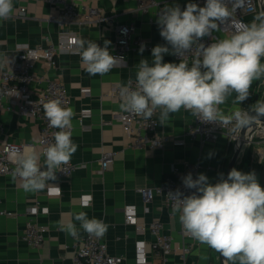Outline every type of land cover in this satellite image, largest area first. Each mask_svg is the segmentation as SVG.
<instances>
[{"label": "crops", "instance_id": "0c3cea01", "mask_svg": "<svg viewBox=\"0 0 264 264\" xmlns=\"http://www.w3.org/2000/svg\"><path fill=\"white\" fill-rule=\"evenodd\" d=\"M167 6L179 5L183 10L194 0H156ZM85 7L97 10L103 21L98 24L60 27L51 20L57 5L43 0H13V13L9 19L0 20V69L11 70L17 62L19 47L45 46L46 40L54 42L60 31L74 32L80 40L93 41L101 47L110 41L109 51L114 55L116 28L133 23L136 33L133 36L146 40L143 53L136 48L123 58L115 57L112 69L104 75H90L76 54L62 53L56 57V65L50 67L45 61L35 62L31 74L60 81L64 84L69 104L73 111L71 139L78 145L69 163L77 167L69 178L47 182L39 191H25L22 180L10 175L0 176V211L14 213L7 217L0 214V264H73L76 244L88 233L81 227L75 215L87 213L89 219L96 218L107 225L101 239L106 243L107 252L121 256L120 264H138L135 246L144 241L148 260L153 264H220L218 252L193 238H182L179 214L171 212L162 195L144 204L137 191L140 187H159L173 167L183 169L185 165L199 164L201 171L215 184L232 156L233 145L221 137L215 142L200 143L185 135L192 123V114L183 108L170 114L167 125H160L159 109L156 111V134L165 138L161 147H134L133 139L127 137L118 121L120 103L113 101L111 89L123 85L128 80L136 81L138 64L142 59L152 62V49L156 45H167L159 34L155 9L147 14L137 13L136 0H84ZM25 15L20 16V9ZM256 15L248 17L251 23ZM170 48L171 46L167 45ZM163 62L179 63L173 54H164ZM264 62V60H262ZM191 65H189L190 67ZM45 83L32 82L30 90L37 95ZM249 98L243 103H233L235 93L220 109L230 115L238 108H250L264 96V77L254 80L249 89ZM0 108V148L6 144L32 146L40 154V165L45 166L41 149L38 146L40 121L26 118L7 107L9 99L3 98ZM248 102V103H247ZM88 111L89 116L79 123L80 113ZM29 150L28 148L25 151ZM112 152L110 167L99 173L101 152ZM251 149L240 152L235 167L244 173L255 172L256 179L264 188V165L250 160ZM60 188V194L56 188ZM89 197V202L85 198ZM38 202L47 209V214L33 218L47 228L41 247L33 249L23 240L25 222L29 219L25 209ZM134 208L135 223L126 221L124 210ZM158 221L162 233L172 238L173 250L162 257L151 248L154 237L149 224ZM73 223L76 236L62 230V226ZM143 227L138 233L137 227ZM188 245L190 252L183 260L179 256L182 245ZM201 257H206L202 259ZM238 264V262H237Z\"/></svg>", "mask_w": 264, "mask_h": 264}, {"label": "clouds", "instance_id": "9594fccd", "mask_svg": "<svg viewBox=\"0 0 264 264\" xmlns=\"http://www.w3.org/2000/svg\"><path fill=\"white\" fill-rule=\"evenodd\" d=\"M242 3L234 0L229 9L225 0H206L203 7L189 2L183 10L178 4L161 9L157 24L171 51L167 45L158 44L152 49L151 64L147 59L139 62L135 88L125 86L120 90L121 110L148 120L159 109L160 125H167L170 114L183 108L203 123L231 124L233 131L264 116V101L253 105L255 116L240 110L225 115L220 109L233 93V103L246 101L252 82L264 77V11L226 38L208 46L199 42ZM12 13L13 0H0V20L9 19ZM78 43L81 62L90 75H104L112 69L115 57L109 51L110 41L103 47L93 41ZM144 48L142 44L139 51L143 53ZM193 49L189 67L184 56ZM164 54L179 55L180 62L165 63ZM43 108L49 125L60 131L43 152L46 170H41L40 154L35 150L14 154L17 167L13 175L22 180L25 191L43 190L49 180H56L57 170L70 162L78 148L67 131L72 126V109L62 106L60 99L47 101ZM182 182L196 191L185 196L176 190L168 196L174 201L172 211L179 214L185 233L218 252L224 264H264V188L255 172L233 168L226 179L221 173L215 184L209 183L203 173L195 179L189 173ZM75 219L91 235L103 236L107 230L103 221L89 219L85 212L76 214ZM62 230L76 236L73 223L62 226Z\"/></svg>", "mask_w": 264, "mask_h": 264}, {"label": "built area", "instance_id": "2783aa9c", "mask_svg": "<svg viewBox=\"0 0 264 264\" xmlns=\"http://www.w3.org/2000/svg\"><path fill=\"white\" fill-rule=\"evenodd\" d=\"M32 1V0H25ZM50 4H56L57 10L55 16L50 19L55 21L60 27L67 26H83L98 24L103 21L99 12L91 7H85L83 5L84 0H43ZM137 13L147 14L150 9H155V16L158 18V14L161 9L166 5L156 0H136ZM234 0H225V3L232 9ZM199 6L203 7L206 0H194ZM262 0H243L242 6H239L233 12V15L224 21V23H218V29L213 31L211 35L203 37L199 42L210 45L212 42H217L220 39L230 36L238 27L250 24L248 17L257 15ZM20 16L25 15V9L22 8L19 11ZM136 33V27L133 23L122 25L116 28L114 39V57L123 58L129 52L136 48H140L143 44L147 46V42L142 37L133 36ZM160 34V29H159ZM148 47V46H147ZM78 52V37L71 31H60L57 34V38L54 42L47 39L45 46H28L23 45L19 47L17 54V62L11 70L0 69V101L3 98H7L10 101L7 107L10 110L16 111L18 114L26 118H34L40 121V135L38 139V146L41 149V154L47 145L54 143L55 133L60 131L57 128H53L49 125L48 119L45 117L43 105L49 100L60 99L62 106L66 107L69 104V98L66 88L63 83L57 80H52L44 77H35L31 74L35 62L45 61L50 67L56 65V57L62 53L76 54ZM195 49L187 53L184 59L187 60L188 65L192 64L194 58ZM175 59L180 61L179 55H174ZM32 82L37 84L45 83V86L40 89L37 95H33L30 90ZM135 88L136 81L128 80L123 85H116L110 91V96L113 101L121 103L120 90L122 87ZM2 107L0 102V108ZM250 107L238 108L235 111H247L252 109ZM88 111H82L80 113L79 123L83 124V119L89 116ZM230 114V115H231ZM193 116V115H192ZM116 120L120 124L124 134L133 139L134 147H161L165 141V138L156 134L157 119L156 112L153 116L145 120L141 116L135 113L121 112L117 115ZM233 125H223L218 123H203L193 116L192 123L188 126L185 135L193 140H198L200 143L215 142L219 138L223 137L227 143L237 147L241 145V151L244 148L251 149L250 160L255 164L264 165V119H253L248 126L244 138L240 137L241 129L232 130ZM1 130V127H0ZM71 132V128L67 129ZM32 149V146H24L18 144H6L0 148V176L10 175L13 176L14 170L17 167L14 154H20L25 152V149ZM44 160L45 157L43 156ZM46 161V160H45ZM113 161V153L102 151L100 155V168L99 173L107 170ZM41 170H46V165H40ZM74 165L68 163L62 165L56 172V180L60 181L69 178L73 171L76 169ZM201 171L199 164L185 165L183 169L173 167L170 174L167 175L163 183L159 187L155 188H138V192L142 198L144 204H147L153 200L156 195H162L166 207L171 211L174 201L168 196L169 192H175L179 190L183 195H191L195 192V189H188L184 186L182 178L191 173L195 179ZM14 178L20 179L18 176ZM52 181V180H49ZM48 181V182H49ZM56 193L60 194V190ZM89 197L85 198V202H89ZM47 209L40 205L38 202L33 203L25 209V215L29 219L25 222L23 240L28 247L37 249L41 247L45 240L47 228L45 225L39 224L33 218L47 214ZM1 215L12 217L14 213L7 211H0ZM126 221L135 223L134 208L126 207L124 210ZM149 231L154 237V241L151 243L153 251L160 254L163 258L171 254L172 238L169 235L162 233V225L158 221H154L149 224ZM137 232L142 233L143 227H137ZM178 234L182 238H191L182 228H180ZM136 262L138 264H153L148 260L146 245L144 241H138L135 246ZM190 252V247L186 244L182 245L179 256L181 259H185ZM123 261L121 256H113L108 254L106 243L101 239V236L87 234L78 240L75 249V255L73 264H120Z\"/></svg>", "mask_w": 264, "mask_h": 264}, {"label": "water", "instance_id": "95a60500", "mask_svg": "<svg viewBox=\"0 0 264 264\" xmlns=\"http://www.w3.org/2000/svg\"><path fill=\"white\" fill-rule=\"evenodd\" d=\"M262 2H264V0H262ZM262 11H264V3H261L260 8H259V12H262ZM260 101H264V96H262ZM248 112L253 116L256 115L253 108L248 110ZM255 119H264V116L256 117ZM251 122L246 127L241 128V132H240L241 138H244L246 130H247L248 126L251 124ZM240 150H241V145L234 147L233 152H232V156H231V158L227 164V167L225 169V173H224L225 179L227 178V175L230 172V170L235 167L236 161H237L239 154H240ZM218 258H219L220 264H224V258L219 253H218Z\"/></svg>", "mask_w": 264, "mask_h": 264}, {"label": "trees", "instance_id": "16d2710c", "mask_svg": "<svg viewBox=\"0 0 264 264\" xmlns=\"http://www.w3.org/2000/svg\"><path fill=\"white\" fill-rule=\"evenodd\" d=\"M248 103V102H247Z\"/></svg>", "mask_w": 264, "mask_h": 264}]
</instances>
